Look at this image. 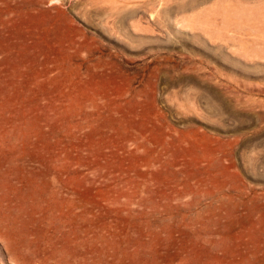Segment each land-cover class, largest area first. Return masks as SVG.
<instances>
[{
    "label": "rangeland",
    "instance_id": "374dc122",
    "mask_svg": "<svg viewBox=\"0 0 264 264\" xmlns=\"http://www.w3.org/2000/svg\"><path fill=\"white\" fill-rule=\"evenodd\" d=\"M0 264H264V0H0Z\"/></svg>",
    "mask_w": 264,
    "mask_h": 264
}]
</instances>
